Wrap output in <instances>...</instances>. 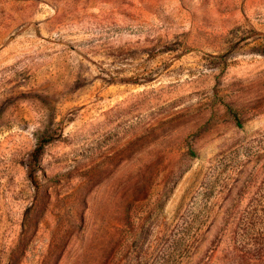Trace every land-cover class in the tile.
I'll return each instance as SVG.
<instances>
[{
  "label": "rangeland",
  "instance_id": "rangeland-1",
  "mask_svg": "<svg viewBox=\"0 0 264 264\" xmlns=\"http://www.w3.org/2000/svg\"><path fill=\"white\" fill-rule=\"evenodd\" d=\"M0 264H264V0H0Z\"/></svg>",
  "mask_w": 264,
  "mask_h": 264
},
{
  "label": "trees",
  "instance_id": "trees-1",
  "mask_svg": "<svg viewBox=\"0 0 264 264\" xmlns=\"http://www.w3.org/2000/svg\"><path fill=\"white\" fill-rule=\"evenodd\" d=\"M44 147H45L44 142H40L38 147L36 148V150H35V159H36V161L38 160V158L41 156L42 152L44 151Z\"/></svg>",
  "mask_w": 264,
  "mask_h": 264
}]
</instances>
